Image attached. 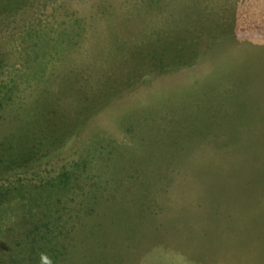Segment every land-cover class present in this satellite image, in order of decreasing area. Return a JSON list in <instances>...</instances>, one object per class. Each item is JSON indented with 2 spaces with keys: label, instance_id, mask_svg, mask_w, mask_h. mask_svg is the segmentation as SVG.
Wrapping results in <instances>:
<instances>
[{
  "label": "rangeland",
  "instance_id": "rangeland-1",
  "mask_svg": "<svg viewBox=\"0 0 264 264\" xmlns=\"http://www.w3.org/2000/svg\"><path fill=\"white\" fill-rule=\"evenodd\" d=\"M63 171L49 264H264V0H0V187Z\"/></svg>",
  "mask_w": 264,
  "mask_h": 264
},
{
  "label": "trees",
  "instance_id": "trees-1",
  "mask_svg": "<svg viewBox=\"0 0 264 264\" xmlns=\"http://www.w3.org/2000/svg\"><path fill=\"white\" fill-rule=\"evenodd\" d=\"M186 33H188V31H184L183 33L179 32V35L175 37L172 36L162 41V43H160L162 47L157 50V53L153 52L151 56L147 57L146 61L148 64L157 68H159V66L162 67L164 64L163 57L166 55L173 56L172 47L175 48L177 45H182L184 48H180V52L174 54V63H180L182 59H184L183 56L187 50L191 51V55L192 52L198 55L199 50L196 52L194 47H190L192 39L191 33L185 35ZM186 59L187 58L184 60ZM50 126L52 129H55V123L52 122ZM55 131L58 132V129H55ZM53 133L54 130L51 134ZM62 135L63 133H60L58 136L60 137ZM85 164L86 162H83V168ZM70 174V171L61 172L56 178L51 180L49 188L47 184L44 185L41 190L37 192L39 194H37V196H34L35 194L32 196H23L18 189L14 190L16 193H14L13 196V192H9L7 189L0 187V208L5 200H9L10 194H12V200L13 197H18V204L16 202L15 208L21 203L18 213L16 209L15 215L17 220L14 222L13 226H10L8 229V232H10L9 239H7L5 243L6 252H2L1 264H49V260L60 261L62 259V254H64L65 251L59 252L56 249L57 246H54L53 251H55V253H53L51 257L45 255L46 248L48 249L50 246H53H49V243L54 242L57 244V237L61 234V232L58 231V223H56L52 217H49L52 210L49 197H51L50 192L53 193L54 191V193H56L66 190L71 180ZM108 210L109 208H107L106 211L108 212ZM86 214L88 215V213ZM96 219L98 220V217ZM69 231L75 232L72 227ZM70 232L68 237H64L65 239L62 238L65 240L63 244L70 245V242L72 243L73 235ZM87 239V235H84L82 237V243ZM75 247L78 248L79 246ZM69 249L70 252L74 253L72 246Z\"/></svg>",
  "mask_w": 264,
  "mask_h": 264
}]
</instances>
